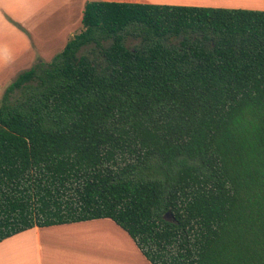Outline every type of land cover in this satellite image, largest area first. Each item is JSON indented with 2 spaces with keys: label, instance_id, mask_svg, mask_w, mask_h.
<instances>
[{
  "label": "trees",
  "instance_id": "trees-1",
  "mask_svg": "<svg viewBox=\"0 0 264 264\" xmlns=\"http://www.w3.org/2000/svg\"><path fill=\"white\" fill-rule=\"evenodd\" d=\"M81 27L0 98V243L109 219L150 264H264V11L90 0Z\"/></svg>",
  "mask_w": 264,
  "mask_h": 264
},
{
  "label": "crops",
  "instance_id": "crops-1",
  "mask_svg": "<svg viewBox=\"0 0 264 264\" xmlns=\"http://www.w3.org/2000/svg\"><path fill=\"white\" fill-rule=\"evenodd\" d=\"M90 0H0V77L14 72L22 54L29 49V39L21 33L17 25L27 32H33L41 25L38 41H66L73 37L81 26L84 6ZM117 3L152 4L181 7L244 8L252 7L264 11V0H97ZM58 23L60 27L50 29V24ZM10 36L18 45H9L6 37ZM31 51V49L29 50ZM16 62V63H15ZM27 57L25 64H29ZM15 63V64H13ZM54 231V232H53ZM64 238H74L76 245L68 250L56 253L52 241L54 233ZM31 248L36 256L31 261L22 257V247H28L29 236ZM17 240L14 263L0 260V264H150L139 252L133 241L120 227L109 219H98L81 223L32 228L0 243ZM73 241V239H71ZM66 250V249H65ZM70 254L69 256H67Z\"/></svg>",
  "mask_w": 264,
  "mask_h": 264
},
{
  "label": "rangeland",
  "instance_id": "rangeland-1",
  "mask_svg": "<svg viewBox=\"0 0 264 264\" xmlns=\"http://www.w3.org/2000/svg\"><path fill=\"white\" fill-rule=\"evenodd\" d=\"M225 9L258 10L252 7L225 8ZM258 11H261V10H258ZM16 27L21 33H23L29 39V42H28L29 49H27L22 54L20 60L18 61V63H21V64L23 63L22 65H17L14 72L8 73L5 76L0 77V98L2 97L5 89L11 84V82L17 77L18 74H20L23 71L29 70L39 61H42L44 63H50L52 59L63 50L66 43L72 38L71 36H67L66 41L64 40L63 43H61L60 41H53V40L38 41L37 37H40L39 32L47 28V25H41L39 28L35 29L33 32L29 31V33L26 31L27 30L26 26H24L25 28L24 30L18 25ZM48 27L50 29L52 28L57 29L60 27V24L54 23V24H50ZM81 30H82V27L80 26L75 32L76 33L75 35L80 33ZM6 41L9 45L11 44H13V46L18 45L16 42L13 41V38H11L10 36L6 37ZM136 44H137V41H134V40H128L126 42V46L129 48L133 47ZM30 49L31 51H29ZM27 57L30 59L31 62H29V64L24 65V63L27 60ZM72 235L73 234L70 233L68 238H64V236L60 235L59 232L54 233L53 238L51 239L52 242L50 243V244H53L54 251L56 253H61L62 251H65L64 253L67 254L68 250L73 249L72 246L76 245V242L78 243L79 241H75L74 238H71L73 239L72 241L70 239V236ZM27 236H29V241H28L29 245L28 247L26 246L22 247V257L29 258L31 261L33 258H35L36 253L31 248V245H33L30 239L31 234H28ZM15 241L17 242V240L14 239L13 241L8 242L6 245L0 246V260L6 259V260L11 261L10 258L14 259L16 257V246H15L16 242ZM69 255L70 254H68L67 256ZM11 263H14V260H12Z\"/></svg>",
  "mask_w": 264,
  "mask_h": 264
}]
</instances>
